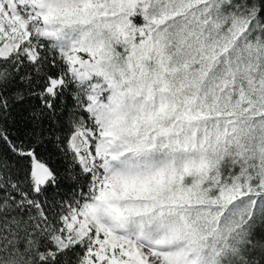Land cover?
Segmentation results:
<instances>
[{
	"label": "snow or ice",
	"instance_id": "1",
	"mask_svg": "<svg viewBox=\"0 0 264 264\" xmlns=\"http://www.w3.org/2000/svg\"><path fill=\"white\" fill-rule=\"evenodd\" d=\"M0 264H264V0H0Z\"/></svg>",
	"mask_w": 264,
	"mask_h": 264
}]
</instances>
